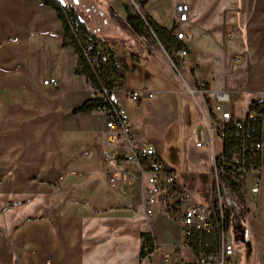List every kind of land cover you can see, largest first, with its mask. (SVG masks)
<instances>
[{
  "label": "crops",
  "instance_id": "0c3cea01",
  "mask_svg": "<svg viewBox=\"0 0 264 264\" xmlns=\"http://www.w3.org/2000/svg\"><path fill=\"white\" fill-rule=\"evenodd\" d=\"M177 2L190 7L183 26L191 34L184 41L188 82L228 91L239 113L264 103V0H146L142 11L172 29ZM63 32L56 12L40 0H0V264L193 259L177 214L157 205L152 217L145 213V176L127 156L146 146L157 153L155 147L136 137L130 122V139L110 142L105 111L73 113L94 89L75 73L79 57L62 44ZM123 70L115 95L126 115L130 89ZM51 78L56 85L43 83ZM181 184L197 189L193 176ZM246 208V264H264V170L259 194ZM143 232L151 233L155 248L141 260Z\"/></svg>",
  "mask_w": 264,
  "mask_h": 264
},
{
  "label": "built area",
  "instance_id": "2783aa9c",
  "mask_svg": "<svg viewBox=\"0 0 264 264\" xmlns=\"http://www.w3.org/2000/svg\"><path fill=\"white\" fill-rule=\"evenodd\" d=\"M189 12L187 3H176L175 43L169 50L162 48L171 67L184 83L183 91L193 98L201 119L200 125L193 132V138L196 148L208 149L211 189L205 194V203L195 201L193 192L180 183L176 171L166 165L152 146L132 149L127 159L136 160L145 176L143 194L146 215L152 217L157 205L165 208V212L179 216L183 239L195 257L181 260L178 264H231L235 250L227 240L226 221L234 210L224 209L222 188L234 187L245 207L249 200L257 198L264 170V104L261 105L262 109L247 108L239 113L233 109L228 91L211 92L203 80H196L192 84L188 82L184 74L188 56L184 41L191 34L183 26L189 21ZM148 28L156 37L150 26ZM84 52L90 58L87 51ZM90 59L94 61V58ZM43 83L56 85L57 81L51 78ZM116 90L115 86L109 87L103 82H100V88L93 90V97L109 105L105 111L106 126L109 130L108 139L113 143L118 141L119 136L128 140L131 135L130 124L115 95ZM140 93L141 90H131L128 95L137 101ZM146 95L151 98L154 93L148 91ZM117 150L107 152V155H115ZM230 198L233 200L230 205L234 206L236 199ZM149 255H140V259L144 260Z\"/></svg>",
  "mask_w": 264,
  "mask_h": 264
},
{
  "label": "rangeland",
  "instance_id": "374dc122",
  "mask_svg": "<svg viewBox=\"0 0 264 264\" xmlns=\"http://www.w3.org/2000/svg\"><path fill=\"white\" fill-rule=\"evenodd\" d=\"M58 1L61 6L75 2V0ZM76 1L81 17L93 33L98 37L115 38L113 40L115 42L112 41L111 44L118 57L116 62L120 70L124 69L126 86L130 91H142L138 101H131L129 98L131 110L126 111L130 124L134 125L136 137L140 136V140L144 143L155 147L166 165L176 171L181 183L189 184L193 176L197 183V189L193 192L194 199L200 204L205 203V194L211 189L208 149L196 148L193 138V132L200 125L201 119L193 98L182 92L184 83L171 67L162 46L155 37L153 38L156 42L150 38L154 47V55H150L144 47L138 48L134 39L110 19L106 6L100 5L96 0ZM99 1L121 11L126 7L133 13L140 11L144 14L137 0ZM82 38L87 50H91L92 46L96 45L97 54L92 57L95 69L100 70L99 61L110 62L109 46L93 37L82 36ZM132 53H139L138 61L133 58ZM187 69L186 66L185 78ZM98 75H101L104 82L113 86H118L115 82H120L113 74L104 78L105 73L101 70L98 71ZM148 91L155 93L153 98L147 97ZM243 105L238 99L236 106L240 108ZM247 213L241 215L243 230L250 231L248 225L250 216H247ZM227 240L233 244L235 250L231 264H246L251 245L250 236L242 237V233L237 235L235 227L231 224L227 227Z\"/></svg>",
  "mask_w": 264,
  "mask_h": 264
},
{
  "label": "trees",
  "instance_id": "16d2710c",
  "mask_svg": "<svg viewBox=\"0 0 264 264\" xmlns=\"http://www.w3.org/2000/svg\"><path fill=\"white\" fill-rule=\"evenodd\" d=\"M40 1L43 2L45 5L51 7L63 23L64 32L61 37L62 44L64 46L73 47L79 57L75 73L79 75H84L87 79V82L93 89L100 88V82H103L109 87H113V85L104 82V80L101 78V75H98V71L101 70V72L105 73L104 78H108L112 74L116 77L122 76L120 66L116 62L118 57L115 54L114 47L111 44V42L115 40V38L98 37L95 33H93L89 29L85 20L81 17L79 8L77 7L74 1L69 2L64 6H61L58 0ZM145 2L146 0H137V3L140 6L141 10ZM98 3L100 5L106 6L110 19L122 31L128 33L134 39V41L137 43L138 48L144 47L149 54L154 55V47L149 40L150 38H152L155 42L157 40L159 44H161V46H163L166 50H169L175 43V27H173L172 29L162 27L158 25L155 21H153L150 17L144 14L142 17L138 13L131 12L126 7L123 9L122 12H119L110 4H103L99 0ZM148 26H150L153 33L155 34L156 40L153 38L154 36L151 34ZM82 36L93 37V39L109 46L111 55L110 62H107L106 60L104 62L99 61L100 70H97L94 68V66H92V64H94V61L90 59L93 56L95 57L97 54L96 45H93L91 50H87L86 46L82 43ZM84 51H87V54L90 58H87ZM263 104L264 103L260 102H252L249 105V108L257 107L258 109H262L261 105ZM108 108V103L101 101V99L92 97L91 99H88L83 102L80 106L74 108L72 111L74 114H77L80 112H88L93 110L107 111ZM222 189V194L224 197V209L227 211L231 209L234 210L233 215H230L226 222L228 225L232 224L233 227H235L237 235L239 233H242V237H246L247 231L243 230V217H241L240 215L241 212L246 213L248 211L247 208L244 206V201L241 196L236 193L234 187L224 186ZM230 197H234L236 199L233 202L234 206L230 205L231 201H233ZM241 224H243L242 227ZM142 239L143 241L140 255L144 257L146 254L151 253L154 250L155 244L150 232H143ZM207 245L209 244L207 243Z\"/></svg>",
  "mask_w": 264,
  "mask_h": 264
},
{
  "label": "water",
  "instance_id": "95a60500",
  "mask_svg": "<svg viewBox=\"0 0 264 264\" xmlns=\"http://www.w3.org/2000/svg\"><path fill=\"white\" fill-rule=\"evenodd\" d=\"M75 2H77V1L75 0ZM138 13H139L140 15H142L140 11H138Z\"/></svg>",
  "mask_w": 264,
  "mask_h": 264
}]
</instances>
